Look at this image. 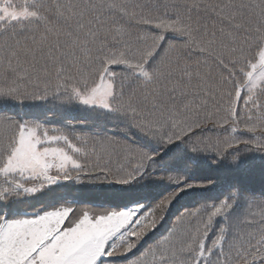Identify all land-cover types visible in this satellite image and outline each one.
Returning <instances> with one entry per match:
<instances>
[{
	"label": "trees",
	"instance_id": "1",
	"mask_svg": "<svg viewBox=\"0 0 264 264\" xmlns=\"http://www.w3.org/2000/svg\"><path fill=\"white\" fill-rule=\"evenodd\" d=\"M173 12L184 26L177 30L184 34L185 41L182 45L169 42L171 45L166 58L162 53L158 60L169 75L165 83L170 86L167 108L157 115V118L165 119L159 130L164 132L169 129L172 134H177L184 128L192 127L189 124L194 122L218 126L223 111L227 109L219 100L222 81L229 72L242 65L247 50L261 41L264 34V0H178ZM160 15L156 11L149 15L154 26L164 25ZM166 26L172 27L171 24ZM153 37L160 41L162 35L155 33ZM229 102L234 107L233 102ZM258 118L263 119L264 112ZM253 128L264 133V120L261 126ZM93 150L105 159L131 154L118 151H128L125 147H118L117 151L111 146ZM262 220L264 212L255 216L250 228L260 231ZM259 259V264H264V248L260 249Z\"/></svg>",
	"mask_w": 264,
	"mask_h": 264
},
{
	"label": "rangeland",
	"instance_id": "2",
	"mask_svg": "<svg viewBox=\"0 0 264 264\" xmlns=\"http://www.w3.org/2000/svg\"><path fill=\"white\" fill-rule=\"evenodd\" d=\"M255 72H261V67H259ZM111 96H112V82H111V78L108 76L100 83V86L84 101L86 102L87 100L90 103L88 106L98 107L104 110H108ZM25 132L26 131H23L22 133L24 134ZM36 143H37L36 133H35V138L33 140H31L29 136L25 135V139H23L21 142V148L23 150V153H20L18 151L16 157L21 156L22 160H25L26 164H12L11 167L13 169H25L28 166L34 164L36 156L38 157L43 153L42 149L37 148V150H35L34 144ZM47 165L49 168L54 164L48 163ZM98 239L100 240L101 237H98Z\"/></svg>",
	"mask_w": 264,
	"mask_h": 264
}]
</instances>
